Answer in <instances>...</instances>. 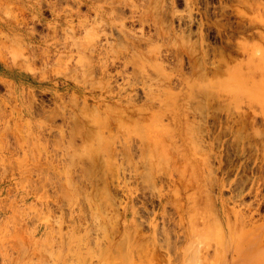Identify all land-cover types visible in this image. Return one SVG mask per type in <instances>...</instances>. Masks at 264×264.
<instances>
[{
	"label": "rangeland",
	"instance_id": "obj_1",
	"mask_svg": "<svg viewBox=\"0 0 264 264\" xmlns=\"http://www.w3.org/2000/svg\"><path fill=\"white\" fill-rule=\"evenodd\" d=\"M0 264H264V0H0Z\"/></svg>",
	"mask_w": 264,
	"mask_h": 264
},
{
	"label": "bare ground",
	"instance_id": "obj_2",
	"mask_svg": "<svg viewBox=\"0 0 264 264\" xmlns=\"http://www.w3.org/2000/svg\"><path fill=\"white\" fill-rule=\"evenodd\" d=\"M2 28H3V27H2ZM15 28H16V27H15ZM12 30H13V29H12ZM14 30H15V29H14ZM90 33H91V32H90ZM15 34H17V33H15ZM27 39H28V38H27ZM94 43H95V41H94ZM10 44H11V43H10ZM154 50H156V49H154ZM16 52H17V51H16ZM153 52H154V51H153ZM16 54H17V53H16ZM20 54H21V53H20ZM254 56H255V55H254ZM82 57H83V56H82ZM79 61H81V60H79ZM89 62H90V61H89ZM81 63H82V62H81ZM130 63H131V62H130ZM81 65H82V64H81ZM88 66H89V65H88ZM104 66H105V65H104ZM159 67H160V66H159ZM158 73H159V72H158ZM106 76H107V75H106ZM162 76H163V75H162ZM235 77H236V78H235ZM237 77H238V78H237ZM241 77H244V76H240V75H239V76H238V75L234 76V78L237 79L236 81H239V78H241ZM246 77H247V76H246ZM103 78H104V77H103ZM234 78H233V79H234ZM242 79H244V78H241V80H242ZM241 80H240V82H238L239 84H240V83H243V81H244L245 79H244L242 82H241ZM248 80H249V79H248ZM255 80H256V79H255ZM231 81H232V80H231ZM234 81H235V80H234ZM234 81H232V82H234ZM236 81H235V82H236ZM232 82H231V83H232ZM247 82H248V81H247ZM236 83H237V82H236ZM236 83H234V84H236ZM238 83H237V84H238ZM244 83L246 84V82H244ZM239 84H238V85H239ZM250 84H251V83H250ZM250 84H249V85H250ZM194 85H195V84H194ZM194 85H193V86H194ZM219 85H223V83H222V84L219 83ZM219 85H218V86H219ZM238 85H237V86H238ZM240 85H241V84H240ZM240 85H239V87H240ZM243 85H244V84H243ZM246 85H247V84H246ZM246 85H244V86L246 87ZM252 85H253V84H251L250 86H252ZM255 85H257V84H254V86H255ZM244 86H242V87L244 88ZM250 86H247V87H246V88H247V91L250 90ZM258 86H260V85H258ZM258 86H256V87H258ZM214 87H215V86H214ZM242 87H240L239 90H242ZM248 87H249V89H248ZM252 87H253V86H252ZM216 88H217V86H216ZM216 88H215V89H216ZM222 88H223V87H221V89H222ZM246 88H244V90H245V92H243L244 94L247 92V91H246ZM190 89H192V88L190 87ZM198 89H199V88H198ZM203 89H204V88H203ZM207 89H209V88H207ZM211 89H212V88H211ZM219 89H220V87H219ZM253 89H254V88H253ZM253 89H251V90H253ZM192 90H193V89H192ZM244 90H243V91H244ZM258 90H259V89H258ZM238 92H239V91H238ZM248 92H249V91H248ZM248 92H247V93H248ZM253 92L255 93L254 90H253ZM256 92H258V91L256 90ZM259 92H260V90H259ZM239 93H240V92H239ZM186 94H187V93H186ZM200 94H201V93H200ZM252 94H253V93H252ZM183 95H184V94H183ZM206 95H207V94H206ZM181 96H182V95H181ZM258 96H259V95L257 94V97H258ZM260 96H261V95H260ZM174 98H175V97H174ZM174 98H172V99L175 100ZM253 98H254V97H253ZM259 98H260V97H259ZM172 99H171V100H172ZM176 99H177V97H176ZM165 100H167V99H165ZM165 100H164V101H165ZM168 100H169V98H168ZM168 100H167V101H168ZM178 100H179V99H178ZM187 100H188V99H187ZM162 101H163V100H162ZM167 101H165V103H166ZM169 103H170V102H169ZM141 109H142V108H141ZM138 110H139V109H138ZM113 111H114V110H113ZM164 113H165V112H164ZM182 113H183V112H182ZM97 114H99V113H97ZM162 114H163V112H162ZM172 114H173V113H172ZM167 115H168V114H167ZM17 116H18V115H17ZM61 116H62V115H61ZM161 116H162V115H161ZM161 116H160V117H161ZM99 117H100V116H99ZM170 117H171V116H170ZM100 118H102V117H100ZM172 118H174V117H172ZM184 118H185V117H184ZM175 121H176V120H175ZM184 121H185V120H184ZM96 122H97V121H96ZM99 122H100V121H99ZM106 122H107V121H106ZM175 123H176V122H175ZM178 123H179V122H178ZM96 124H97V123H96ZM119 125H120V124H119ZM18 126H19V125H18ZM180 126H181V125H180ZM185 126H186V125H185ZM120 127H121V126H120ZM187 127H188V126H187ZM189 127H190V126H189ZM121 128H122V127H121ZM140 128H141V127H140ZM152 128H153V127H152ZM161 128H162V127H161ZM117 129H118V128H117ZM187 129H188V128H187ZM194 129H195V128H194ZM20 131H21V130H20ZM100 131H101V130H100ZM133 131H134V130H133ZM192 131H193V130H192ZM22 132H23V131H22ZM153 133H154V132H153ZM157 133H158V132H157ZM161 134H162V133H161ZM192 134H193V133H192ZM24 135H26V134H24ZM105 135H106V134H105ZM164 135H165V134H164ZM183 135H184V134H183ZM166 136H168V135H166ZM189 136H190V135H189ZM162 137H164V136H162ZM98 138H99V137H98ZM108 138H110V137H108ZM125 138H126V137H125ZM144 138H145V137H144ZM186 138H187V137H186ZM99 139H100V138H99ZM157 139H158V138H157ZM160 139H161V138H160ZM24 140H25V139H24ZM75 140H76V139H75ZM100 141H101V140H100ZM184 141H186V140H184ZM101 142H102V141H101ZM108 142H109V141H108ZM110 142H111V141H110ZM129 142H130V141H129ZM159 142H160V141H159ZM193 142H194V141H193ZM32 143H33V142H32ZM104 143H105V142L103 141V144H104ZM131 143H132V142H131ZM161 143H162V142H161ZM183 143H184V142H183ZM186 143H187V142H186ZM33 144H34V143H33ZM103 144H102V145H103ZM189 145H190V144H189ZM193 145H194V144H193ZM21 146H22V145H21ZM161 146H162V145H161ZM163 147H164V146H163ZM163 147H161V148H163ZM116 148H117V147H116ZM164 148H165V147H164ZM110 149H111V148H109V150H110ZM186 149H187V148H186ZM196 149H197V148H196ZM38 150H39V149H38ZM96 150H97V149H96ZM174 150H175V149H174ZM176 150H177V149H176ZM86 151H87V150H86ZM111 151H112V150H111ZM160 151H161V150H160ZM162 151H163V150H162ZM37 152H38V151H37ZM92 152H93V151H92ZM186 152H187V151H186ZM190 152H191V151H190ZM90 153H91V152H90ZM90 153L88 152V154H90ZM161 153H162V152H161ZM164 153H165V152H164ZM164 153H163V154H164ZM184 153H185V152H184ZM165 154H166V153H165ZM185 154H186V153H185ZM188 154H189V153H188ZM195 154H196V153H195ZM91 155H93V154L91 153ZM98 155H99V154H98ZM166 155H167V154H166ZM198 155H199V154H198ZM86 156H87V155H86ZM112 156H113V154H112ZM162 156H163V157H166V156H164V155H162ZM162 156H161V157H162ZM195 156H196V155H195ZM195 156H194V157H195ZM167 157H168V156H167ZM192 157H193V156H192ZM197 157H198V156H197ZM205 157H207V154H206ZM111 158H112V157H111ZM161 159H162V158H161ZM187 159H188V158H187ZM157 160H158V159H157ZM164 160H165V158H164ZM189 162H190V161H189ZM198 162H200V160H199ZM198 164H199V163H198ZM188 165H189V164H188ZM51 166H52V165H51ZM57 167H58V166H57ZM174 168H175V167H174ZM198 168H199V167H198ZM115 169H116V168H115ZM190 169H191V168H190ZM51 170H52V169H51ZM102 170H103V169H102ZM86 171H87V170H86ZM54 179H55V178H54ZM202 179H203V178H202ZM196 184H197V183H196ZM68 193H69V192H68ZM100 194H101V193H100ZM85 195H86V194H85ZM79 197H80V196H79ZM71 203H72V202H71ZM83 203H84V202H83ZM102 204H103V203H102ZM197 207H198V206H197ZM93 208H94V207H93ZM95 208H96V207H95ZM95 208H94V209H95ZM105 208H106V207H105ZM104 210H105V209H104ZM197 210H198V209H197ZM195 212H196V211H195ZM195 218H196V217H195ZM196 220H197V219H196ZM96 221H97V220H96ZM101 221H102V220H101ZM191 221H192V220H191ZM193 221H194V220H193ZM109 222H110V221H109ZM102 228H103V227H102ZM197 229H198V228H197ZM192 230H193V228H192ZM195 231H197V230H195ZM193 232H194V231H193ZM206 233H207V232H206ZM194 234H195V232H194ZM198 234H199V233H198ZM198 234H197V235H198ZM195 235H196V234H195ZM205 236H207V235H205ZM194 237H195V236H194ZM201 238H202V237H201ZM204 240H205V238H204ZM204 240H203V241H204ZM22 241H23V240H22ZM143 245H144V244H143ZM144 246H145V245H144ZM203 246H204V244H203ZM206 246H207V245H206ZM141 247H142V246H141ZM201 247H202V246H201ZM139 252H140V251H139ZM149 257H150V256H149Z\"/></svg>",
	"mask_w": 264,
	"mask_h": 264
}]
</instances>
